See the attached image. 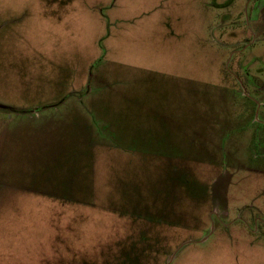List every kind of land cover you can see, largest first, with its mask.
I'll use <instances>...</instances> for the list:
<instances>
[{
  "label": "rangeland",
  "instance_id": "374dc122",
  "mask_svg": "<svg viewBox=\"0 0 264 264\" xmlns=\"http://www.w3.org/2000/svg\"><path fill=\"white\" fill-rule=\"evenodd\" d=\"M0 105V264H264V0H0Z\"/></svg>",
  "mask_w": 264,
  "mask_h": 264
},
{
  "label": "crops",
  "instance_id": "0c3cea01",
  "mask_svg": "<svg viewBox=\"0 0 264 264\" xmlns=\"http://www.w3.org/2000/svg\"><path fill=\"white\" fill-rule=\"evenodd\" d=\"M66 102H68V100L67 99H63V100H61L59 102L56 101V102H53V103H48V104H46V105H44L42 107H46V108H44L46 110L50 109V108H57V107L60 108L61 106L65 105Z\"/></svg>",
  "mask_w": 264,
  "mask_h": 264
},
{
  "label": "water",
  "instance_id": "95a60500",
  "mask_svg": "<svg viewBox=\"0 0 264 264\" xmlns=\"http://www.w3.org/2000/svg\"><path fill=\"white\" fill-rule=\"evenodd\" d=\"M0 110L3 111L4 113H7V112H13V110H11L10 108H8V107H3V106H1V105H0ZM206 239H207V238L203 239L201 242L205 241ZM174 257H176V256H174ZM174 257L171 258V260H170L169 263L172 262V260L174 259Z\"/></svg>",
  "mask_w": 264,
  "mask_h": 264
},
{
  "label": "trees",
  "instance_id": "16d2710c",
  "mask_svg": "<svg viewBox=\"0 0 264 264\" xmlns=\"http://www.w3.org/2000/svg\"><path fill=\"white\" fill-rule=\"evenodd\" d=\"M11 110H13V112H18V111H17L18 109H17V110H16V109H11ZM22 113H23V112H22Z\"/></svg>",
  "mask_w": 264,
  "mask_h": 264
}]
</instances>
